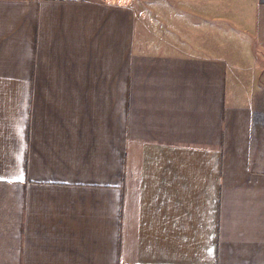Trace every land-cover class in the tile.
<instances>
[{"label": "crops", "instance_id": "1", "mask_svg": "<svg viewBox=\"0 0 264 264\" xmlns=\"http://www.w3.org/2000/svg\"><path fill=\"white\" fill-rule=\"evenodd\" d=\"M248 1L252 74L140 52L117 0H0V264H264Z\"/></svg>", "mask_w": 264, "mask_h": 264}, {"label": "rangeland", "instance_id": "2", "mask_svg": "<svg viewBox=\"0 0 264 264\" xmlns=\"http://www.w3.org/2000/svg\"><path fill=\"white\" fill-rule=\"evenodd\" d=\"M117 1L135 13V43L142 53L203 52L231 61L234 70L243 74L259 70L254 65V60L260 62L255 40L240 26L251 17L243 14L250 11L248 0ZM261 71L259 86L264 92V68Z\"/></svg>", "mask_w": 264, "mask_h": 264}, {"label": "trees", "instance_id": "3", "mask_svg": "<svg viewBox=\"0 0 264 264\" xmlns=\"http://www.w3.org/2000/svg\"><path fill=\"white\" fill-rule=\"evenodd\" d=\"M260 2L264 3V0H260ZM262 120L264 122V115L262 116Z\"/></svg>", "mask_w": 264, "mask_h": 264}]
</instances>
